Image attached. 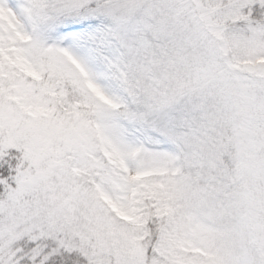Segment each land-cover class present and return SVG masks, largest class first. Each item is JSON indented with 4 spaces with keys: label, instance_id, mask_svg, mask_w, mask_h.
<instances>
[{
    "label": "snow or ice",
    "instance_id": "1",
    "mask_svg": "<svg viewBox=\"0 0 264 264\" xmlns=\"http://www.w3.org/2000/svg\"><path fill=\"white\" fill-rule=\"evenodd\" d=\"M0 264H264V0H0Z\"/></svg>",
    "mask_w": 264,
    "mask_h": 264
}]
</instances>
